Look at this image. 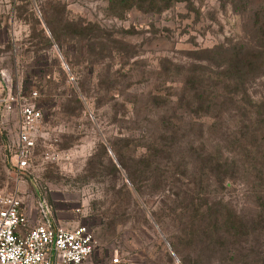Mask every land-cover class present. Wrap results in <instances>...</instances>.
Segmentation results:
<instances>
[{
    "label": "rangeland",
    "instance_id": "1",
    "mask_svg": "<svg viewBox=\"0 0 264 264\" xmlns=\"http://www.w3.org/2000/svg\"><path fill=\"white\" fill-rule=\"evenodd\" d=\"M231 3L185 0L160 12L131 9L117 18L107 0H0V70L8 91L42 114L29 165L18 171L17 117L14 110H0V192L16 193L31 215L43 197L58 225L87 227L95 248L117 264H237L259 254L264 249L263 123L256 145L261 156L237 164L241 120L227 105L210 140L220 150L226 132L225 167L234 174L222 185L213 175L199 179L205 191L193 202L184 191L193 190L198 179L188 176L176 182L140 180L137 194L116 154L123 146L119 153L129 163L141 151L136 145L143 144L147 127L142 119L166 111L161 104L147 106L148 101L173 95L171 83L179 87L197 59L219 67L226 49L264 45V20L254 10L236 14ZM46 20L61 21L58 42ZM75 29L82 39L72 38ZM207 49L213 53L202 52ZM256 73L251 91L262 108L264 67ZM185 130L195 140L196 121H188ZM232 224L244 235L234 238Z\"/></svg>",
    "mask_w": 264,
    "mask_h": 264
},
{
    "label": "trees",
    "instance_id": "2",
    "mask_svg": "<svg viewBox=\"0 0 264 264\" xmlns=\"http://www.w3.org/2000/svg\"><path fill=\"white\" fill-rule=\"evenodd\" d=\"M107 1L110 9L113 10V15L121 18L131 9L145 13L160 12L185 0ZM230 7L236 14L254 10L258 18L264 20V0L253 6L249 0L248 2L232 0ZM55 22L46 20V26L54 41L58 42L61 21ZM72 34V38L77 39L79 35L82 39L81 31L75 29ZM212 51L207 49L202 52L213 53ZM224 51L223 65L218 67L207 59H197L196 62L199 64L185 70V80L177 83L180 84L179 87L171 83L173 95L165 99L157 95L150 98L147 106L154 108L161 104L158 108L164 107L166 111L162 115H151L147 119H142L147 123V127L142 132L143 144L136 145V148L138 146L141 151L134 154L129 163L123 161L119 153L123 146L119 147L120 149L116 152L118 163L137 194H141L142 187L138 185L142 182L140 180L165 182L170 178L169 182H176L188 176L191 181L198 179V182L193 184V190H189L186 186L184 191L188 199L193 195L191 201L193 202V199L194 201L197 199L199 191H205V186L199 182V179L205 177L207 180L213 175L217 184L222 185L227 177L232 176L234 172H230L225 167L229 161V153L225 146L228 143L225 139L226 132L222 133L220 150L215 151L210 140L217 125L224 122L227 105L233 106L238 119L241 120V127L236 131V142L239 147V158L236 163L242 165L245 161L256 162L261 156L256 145L260 136L259 126L264 124V107L261 108L263 101H259L258 97L253 95L251 84L259 78L256 72L264 67V45L248 42ZM211 66L216 70L213 71ZM188 121L189 123L196 121L195 140L189 139L190 133L185 130ZM132 150L134 152L136 149ZM216 157L222 161L219 162ZM162 163L167 165L163 164L164 168L160 169ZM262 218L264 220V215ZM230 230L234 238L237 235H244L243 229H237L233 224ZM218 231L215 229L216 234ZM258 253L239 259L237 264H264V257H262L264 249ZM238 254L239 252L235 255Z\"/></svg>",
    "mask_w": 264,
    "mask_h": 264
},
{
    "label": "built area",
    "instance_id": "3",
    "mask_svg": "<svg viewBox=\"0 0 264 264\" xmlns=\"http://www.w3.org/2000/svg\"><path fill=\"white\" fill-rule=\"evenodd\" d=\"M7 83L5 72L0 70V110L15 111L16 167L23 171L29 165L35 147L34 130L42 114L33 104L24 102L22 95L9 92ZM31 96L34 99L37 93ZM94 249L90 229L58 225L43 197L37 200L35 213L29 215L23 211L16 193L0 192V264H84Z\"/></svg>",
    "mask_w": 264,
    "mask_h": 264
},
{
    "label": "crops",
    "instance_id": "4",
    "mask_svg": "<svg viewBox=\"0 0 264 264\" xmlns=\"http://www.w3.org/2000/svg\"><path fill=\"white\" fill-rule=\"evenodd\" d=\"M116 260L114 257L109 256L107 252H103L102 249L95 248L93 254L84 264H117L118 261L114 263Z\"/></svg>",
    "mask_w": 264,
    "mask_h": 264
}]
</instances>
